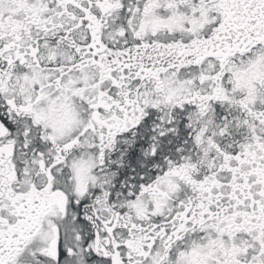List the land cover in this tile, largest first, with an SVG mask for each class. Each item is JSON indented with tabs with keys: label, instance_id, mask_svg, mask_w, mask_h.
<instances>
[{
	"label": "snow or ice",
	"instance_id": "obj_1",
	"mask_svg": "<svg viewBox=\"0 0 264 264\" xmlns=\"http://www.w3.org/2000/svg\"><path fill=\"white\" fill-rule=\"evenodd\" d=\"M0 264H264V0H0Z\"/></svg>",
	"mask_w": 264,
	"mask_h": 264
}]
</instances>
